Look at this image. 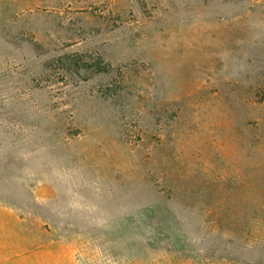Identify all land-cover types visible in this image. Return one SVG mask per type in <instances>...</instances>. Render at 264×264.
I'll use <instances>...</instances> for the list:
<instances>
[{"label": "rangeland", "instance_id": "374dc122", "mask_svg": "<svg viewBox=\"0 0 264 264\" xmlns=\"http://www.w3.org/2000/svg\"><path fill=\"white\" fill-rule=\"evenodd\" d=\"M0 264H264V0H0Z\"/></svg>", "mask_w": 264, "mask_h": 264}]
</instances>
